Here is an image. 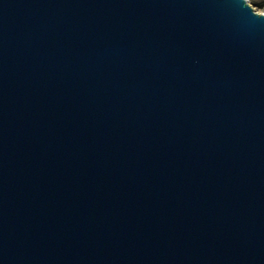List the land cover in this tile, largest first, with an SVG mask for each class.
Listing matches in <instances>:
<instances>
[{
    "label": "water",
    "instance_id": "obj_1",
    "mask_svg": "<svg viewBox=\"0 0 264 264\" xmlns=\"http://www.w3.org/2000/svg\"><path fill=\"white\" fill-rule=\"evenodd\" d=\"M0 264H264V12L0 0Z\"/></svg>",
    "mask_w": 264,
    "mask_h": 264
},
{
    "label": "trees",
    "instance_id": "obj_2",
    "mask_svg": "<svg viewBox=\"0 0 264 264\" xmlns=\"http://www.w3.org/2000/svg\"><path fill=\"white\" fill-rule=\"evenodd\" d=\"M251 4L259 9H264V0H250Z\"/></svg>",
    "mask_w": 264,
    "mask_h": 264
},
{
    "label": "rangeland",
    "instance_id": "obj_3",
    "mask_svg": "<svg viewBox=\"0 0 264 264\" xmlns=\"http://www.w3.org/2000/svg\"><path fill=\"white\" fill-rule=\"evenodd\" d=\"M247 1H248V3L250 4V6H251L255 11H257V12H259V13L264 12V9H259V8L255 7V6H253V5L251 4L250 0H247ZM256 1H257V0H256Z\"/></svg>",
    "mask_w": 264,
    "mask_h": 264
}]
</instances>
